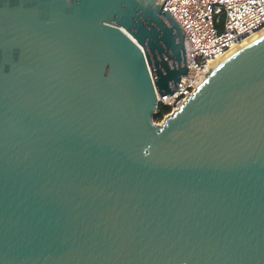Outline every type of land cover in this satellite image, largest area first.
Wrapping results in <instances>:
<instances>
[{"label": "water", "instance_id": "obj_1", "mask_svg": "<svg viewBox=\"0 0 264 264\" xmlns=\"http://www.w3.org/2000/svg\"><path fill=\"white\" fill-rule=\"evenodd\" d=\"M187 74L157 0H0V264H264V26Z\"/></svg>", "mask_w": 264, "mask_h": 264}, {"label": "built area", "instance_id": "obj_2", "mask_svg": "<svg viewBox=\"0 0 264 264\" xmlns=\"http://www.w3.org/2000/svg\"><path fill=\"white\" fill-rule=\"evenodd\" d=\"M157 1L182 26L187 46L188 74L172 95L159 99L171 114L194 92L214 59L264 26V0Z\"/></svg>", "mask_w": 264, "mask_h": 264}, {"label": "trees", "instance_id": "obj_3", "mask_svg": "<svg viewBox=\"0 0 264 264\" xmlns=\"http://www.w3.org/2000/svg\"><path fill=\"white\" fill-rule=\"evenodd\" d=\"M171 111V108L169 106H166L162 103L159 104L158 112L154 116V121L160 122L164 118L165 115H167Z\"/></svg>", "mask_w": 264, "mask_h": 264}, {"label": "rangeland", "instance_id": "obj_4", "mask_svg": "<svg viewBox=\"0 0 264 264\" xmlns=\"http://www.w3.org/2000/svg\"><path fill=\"white\" fill-rule=\"evenodd\" d=\"M164 117H165V116H164ZM163 119H164V118H163ZM163 119H162V120H163ZM155 122H156V121H155ZM160 122H161V121H160ZM158 123H159V122H158Z\"/></svg>", "mask_w": 264, "mask_h": 264}]
</instances>
